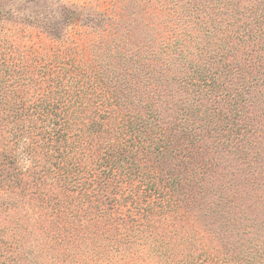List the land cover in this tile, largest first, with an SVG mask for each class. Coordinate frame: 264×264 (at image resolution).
I'll return each mask as SVG.
<instances>
[{
  "label": "trees",
  "instance_id": "16d2710c",
  "mask_svg": "<svg viewBox=\"0 0 264 264\" xmlns=\"http://www.w3.org/2000/svg\"><path fill=\"white\" fill-rule=\"evenodd\" d=\"M157 1L153 5L166 8L176 28L162 40L155 35L158 42L150 41L142 53L163 54L151 77L148 62L147 78L135 64L117 79L114 67L102 68L106 56L75 39L44 55L0 45V215L26 209L35 216L30 225L20 216L11 226L0 221V264H25L27 240L48 244L57 264H128L135 257L126 255L134 254L141 236L149 240L150 257L162 264H235L233 256L231 262L205 252L202 236L192 238L183 228L180 178L150 156L186 162L180 154L193 155L203 128L218 132L217 144L236 149L229 134L244 94L263 73L264 0H246L240 8L241 0ZM130 38L127 33L121 46L140 49ZM129 74L135 81L126 80ZM228 75L236 79L233 85ZM148 79L155 88L145 92L140 86ZM170 82L213 93L221 103L198 117L196 107L185 105L180 123L166 125L160 107L169 104L171 113L181 100ZM33 227L45 233L40 240L28 238ZM171 237L177 246L187 245L185 254L175 248L183 259H169ZM73 253L84 257L68 260ZM242 253L245 264H264V240Z\"/></svg>",
  "mask_w": 264,
  "mask_h": 264
},
{
  "label": "rangeland",
  "instance_id": "374dc122",
  "mask_svg": "<svg viewBox=\"0 0 264 264\" xmlns=\"http://www.w3.org/2000/svg\"><path fill=\"white\" fill-rule=\"evenodd\" d=\"M245 1L241 0L238 7L244 5ZM154 2L159 4L157 0H0V45L16 47L18 50L24 47L34 54L44 55L64 39H75L94 45L95 56H106L102 68L105 69L108 65L114 67L113 73L117 75V79H120L123 70L133 69L135 64L142 73L141 77L145 75L147 78L148 75L144 73L148 62L151 77L155 71V63L163 54L153 57L147 51L150 56L144 58L142 53L144 50H150V41L154 45L158 42L153 40L155 35L157 39L162 40L163 36L172 30L175 32L176 28L172 14H165L167 9L159 10V5H153ZM165 15L171 19L167 20ZM187 25L189 31L194 27L191 18ZM127 33H130L134 40L130 38L131 41L136 44L139 42L140 49L121 46L123 37L127 38ZM96 60L100 66V59ZM262 70L263 73L256 74L253 87L244 94L245 103L241 104V112L235 118L234 130L229 134V139L235 140L236 149L231 150L223 147L221 143L217 144L215 137L218 132L214 129L206 131L203 128L202 139L193 155L189 157L180 154L181 158L187 157L186 162L181 160L179 164L175 161V164H170V160L160 161V158L157 160L150 156V161L157 162L158 167L161 164L167 165V168L173 167L175 170L172 173L180 178L183 196L179 197V203L183 214V228L192 234V238L199 240V236H202L199 241L204 244L205 252L222 254L229 260L233 256L235 264H245L241 249H248L249 243L255 240H264V84L254 87L257 81H264V66ZM247 76L246 84H249L252 82V73ZM127 79L135 81L131 74ZM227 79L232 85L236 80L230 75ZM115 80L116 78H113L112 82ZM148 80L147 86H140L145 92L155 88L152 80ZM161 85L167 86L168 83L163 82ZM170 86L176 91L174 97L181 100L180 105H175L177 108L171 113L169 112L172 107L169 104L160 107V115L164 117L166 125L170 122L180 123L185 105L196 107L198 117L199 112L202 115L203 110L207 108L214 111L217 103H221V100L215 102L219 96L213 93L209 95L205 90L196 92L195 88L189 85L179 86L172 82ZM206 119H203L204 122ZM219 129L221 131V126ZM239 144L242 147L237 149ZM17 216H20L22 223L29 225L35 217L25 209L11 211L6 218L0 215V221L2 224H8L10 221L11 226L14 224L11 219ZM191 224L194 229L190 228ZM28 234L31 240H40L45 233L41 227H35ZM24 235L27 237L25 233ZM136 241L134 254L131 257L126 255L128 259H135L128 264H162L150 257L147 237H138ZM35 243L25 241V264H57L55 252L48 244ZM176 247L183 248L184 254L188 251L186 244L177 246V239L171 237L168 249L171 261L183 256L182 253H176ZM194 247L201 252L202 246L199 248V244H194ZM90 255L91 253H88L89 257ZM69 257H72V254ZM81 257L84 255L73 253V257L67 259L77 260Z\"/></svg>",
  "mask_w": 264,
  "mask_h": 264
}]
</instances>
